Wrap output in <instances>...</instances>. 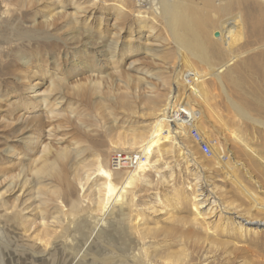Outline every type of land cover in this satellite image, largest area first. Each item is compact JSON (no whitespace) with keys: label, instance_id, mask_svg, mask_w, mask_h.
I'll list each match as a JSON object with an SVG mask.
<instances>
[{"label":"rangeland","instance_id":"obj_1","mask_svg":"<svg viewBox=\"0 0 264 264\" xmlns=\"http://www.w3.org/2000/svg\"><path fill=\"white\" fill-rule=\"evenodd\" d=\"M187 2L207 8L208 37L225 49L214 36L220 19L241 12L232 6L221 15L205 0ZM147 8L134 0H0L4 264H70L73 256L59 250L69 241L84 251L72 264H108L112 254L124 255V264H264V227L244 221L264 219L254 204H264V128L231 105L242 102L264 122V39L252 33V13L242 11L230 52L209 59L217 68L239 54L222 71V86L208 78L207 100L198 101L211 154L177 133L189 154L183 156L175 139L165 142L114 201L122 177L133 169H113L112 155L136 151L171 93L185 100L183 77L190 64L207 71V63L178 48L173 25ZM227 127L253 152L243 151ZM43 147L48 151L40 159ZM222 161L236 181L226 177ZM10 181L13 187L5 192ZM209 189L223 210L211 212L207 205L198 209L203 217L197 216L196 198L205 195L196 194ZM4 213L17 216L7 219ZM34 234L53 246L39 244ZM131 254L138 256L132 261Z\"/></svg>","mask_w":264,"mask_h":264},{"label":"bare ground","instance_id":"obj_2","mask_svg":"<svg viewBox=\"0 0 264 264\" xmlns=\"http://www.w3.org/2000/svg\"><path fill=\"white\" fill-rule=\"evenodd\" d=\"M187 1H190V0H150L149 1L150 5L148 8L147 7L146 8L147 9L150 8L153 11H155L159 14H162L164 16L163 18L167 20L166 22L173 25L171 30L173 32L172 34L174 36V40H175L176 44L178 45L179 49L187 50L190 52L191 55H193L196 58L200 59L201 61L207 63V71L199 72L198 70H195L193 65L188 63V61H185L186 63L190 64L189 66H191L190 67L191 72L185 73L184 77H183L185 79L186 75H190V77L192 79V81L190 83H188L186 85L184 84L185 85V90H184L185 91V93H184L185 100L188 104L191 105V110L193 111L191 126H195L199 130V132L203 138V141L205 143H207L206 135L200 126L202 110H200V108L198 107V101L206 102V100H207V95L205 94L204 89H203L204 83L208 78L214 77L215 81L218 82L222 86V81H223L222 75H221L222 71L229 64H231L232 61H234V59L237 58L236 56L239 54L231 55V57L227 61L222 63L217 68H213L209 65V59L213 55H221L222 50H226L227 52H230L231 44H233L232 41L235 38L234 34H235V32H237V25H238V23L240 25L241 22H243L242 17H241V15L243 13L242 11H245L246 14H247V12L252 13V16L251 17L249 16L250 20H248L249 25L252 28L251 29L252 33L254 35H256L259 39H264V0H205V6L206 7H210V6H213V8L215 7L218 11H220L219 13L221 15H223L225 13L227 14L232 6L235 7L234 9L239 10L241 12L239 14V17L237 15H234V16H232V18H230L231 20H229V21H227V19H225V20L220 19L221 25L218 28V30H216V32H215L216 35H214V36L216 37V40L223 41L222 43L224 44L225 49L216 48L215 45L213 44L214 42H212L208 37V28L211 25L212 20H211V17L209 16V14L206 12V11H208L207 8H206V11H203V10H201L202 8H199V6H196L195 4H193L191 2H187ZM137 6L141 7L138 4H137ZM183 9L186 11L184 12ZM176 24H178V25H176ZM239 34H240V32H239ZM178 52L182 53L180 50ZM232 53H234V52H232ZM179 58H180V60L184 59V57H182L181 55H179ZM259 64L260 63H258V64L256 63L253 67H257V69H260L261 65L259 66ZM231 75H232V72L227 73L225 76L228 79ZM185 81H186V79H185ZM238 83H240V82H238ZM45 102H46V100H45ZM155 102H156V100H155ZM241 103L231 100L232 107L238 112V114L241 116V118L249 120L253 124L261 125L264 128V122H262L261 120H259L256 117L252 116L251 114H249L244 109V107ZM262 109L264 111V107H262ZM160 113H161V111H160ZM160 113L158 114V116H156V118L152 124L151 130L149 131L150 133L145 137V139L143 141L140 142V144L137 147L133 148V149H136V152H139L140 154L145 156V158L148 160L145 159V161L142 162L141 164H139L136 168H134L133 171L127 172V174L122 177L120 190H119V193L117 192L116 199L114 201L119 200L121 198L122 191L124 192L127 190V188H129L130 182L133 181L134 177L139 175L140 172L145 171L147 162L153 157V153L157 148H160L162 144H164L165 142H169L171 139L172 140L178 139L179 137L177 136V133H184V134L186 133L187 134V131H186L187 128H185L184 125H182V124H177V125H173L171 127H167L166 125L161 123V120L159 118ZM226 130L233 137V139L235 141L238 140L237 136L228 127L226 128ZM171 137H173V138H171ZM238 141H239V143H241L240 146L244 147L243 151L246 149L245 152L247 151V153L253 152L254 149L247 146L245 142H243L241 140H238ZM133 143L134 142H132L131 144H133ZM176 143H179V141L176 140ZM207 144H209V143H207ZM211 145L213 146L212 143H211ZM179 147L182 149L181 153L183 154V156H184V154H189L188 150L183 145H181L180 143H179ZM43 148H44V150H43V153L41 154L40 159H42V156L44 155V151H46V150L48 151V149H45V147H43ZM122 148H126V147H122ZM214 152H213V155H214ZM221 163L223 165V169H224V172L226 174V177L236 181V179H234L235 175L233 174V170L231 169L230 166L227 165V161H222ZM43 164L45 165V163H43ZM44 165L34 169V173H36V174L41 173L43 171L42 167ZM101 172H102V174H105L108 178H111L110 172L105 171V170H102ZM200 173H201V171H200ZM103 185H104V188L105 189L107 188L108 191L115 192V187L112 184L105 183ZM238 185H239V188L244 192V194L246 196L250 195L249 191L243 185H241L240 183H238ZM12 187H13V181L8 182L7 186L5 187L6 188L5 192L9 191V189H11ZM201 195H205L204 198L203 197L196 198L197 203H196V205L193 206V211H195L197 216L203 217L201 215V212L198 209L202 208V207H206L207 205H209L208 209L211 212L213 210H216L217 208H218V210H223L221 207V205H222L221 202L219 201V199L215 195V193L213 191H211V189H209L206 194H203L202 191L198 192L196 194V196H198V197ZM2 196H4V193L0 192V198H1L0 207H2ZM102 200H103V198H102ZM254 204L256 206L258 205L257 207L264 210V204H261V203L256 202V201L254 202ZM102 211H103L102 216L105 217L104 215L106 214V212L108 210L103 209ZM8 213L7 214L4 213L3 218H7V219L11 218V217L16 218V216H17L15 213H14V215H11L12 214L11 213L10 214L11 216ZM0 214H1V212H0ZM244 221L246 224L252 225L256 228L264 227V219L263 220H258V219L257 220H247V219H245ZM101 223L102 222L96 223V225L93 229V233H96L98 231V228L100 227ZM33 237L35 239H37V241H39V244H41V243L43 244V242H45V244L48 248L50 246L51 247L53 246L50 241L48 242L45 239L41 238L40 236L38 237L37 234L36 235L34 234ZM88 240L89 239H87V241ZM59 250L62 252L70 253V255L73 256L72 263H73V261L80 258L84 252L83 249L76 250L71 241L62 243V245L59 247ZM43 254H44V252H43ZM127 254H128V252H127ZM137 256H138V254H137ZM137 256L131 254L130 260L133 261L134 258ZM121 257H123L124 261H121V259H122ZM107 260H108V264H124L126 258H124V255L117 254V255L113 256V254H112L111 257L109 256ZM72 263H70V264H72ZM0 264H4L1 251H0Z\"/></svg>","mask_w":264,"mask_h":264},{"label":"built area","instance_id":"obj_3","mask_svg":"<svg viewBox=\"0 0 264 264\" xmlns=\"http://www.w3.org/2000/svg\"><path fill=\"white\" fill-rule=\"evenodd\" d=\"M136 4L141 7H148L150 5V0H134ZM185 85L192 81L190 75L185 76ZM184 79V80H185ZM171 93L161 107V113L159 118L161 123L167 127L173 125L182 124L187 128V135L195 142L200 148V152L203 155H210L211 149L209 144L203 141V138L199 130L195 126H191L192 114L191 105L188 104L184 99L183 95L177 93ZM145 156L139 152H115L111 158V166L113 169H127L128 171L136 168L139 164L145 161Z\"/></svg>","mask_w":264,"mask_h":264}]
</instances>
